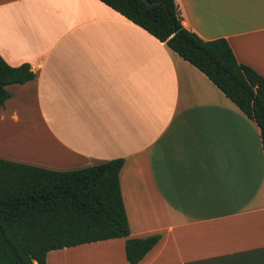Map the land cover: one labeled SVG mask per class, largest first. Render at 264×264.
I'll return each instance as SVG.
<instances>
[{
  "label": "crops",
  "instance_id": "obj_1",
  "mask_svg": "<svg viewBox=\"0 0 264 264\" xmlns=\"http://www.w3.org/2000/svg\"><path fill=\"white\" fill-rule=\"evenodd\" d=\"M175 1L184 27L225 38L264 76V0ZM0 56L35 73L7 85L0 127L25 121L47 139L1 158L54 170L123 158L129 237L160 235L138 264H264L260 129L165 42L100 0H0ZM6 129L3 146L31 138ZM46 264H128L125 238L52 250Z\"/></svg>",
  "mask_w": 264,
  "mask_h": 264
},
{
  "label": "trees",
  "instance_id": "obj_2",
  "mask_svg": "<svg viewBox=\"0 0 264 264\" xmlns=\"http://www.w3.org/2000/svg\"><path fill=\"white\" fill-rule=\"evenodd\" d=\"M204 73L260 129L264 151V76L240 63L223 38L203 39L182 24L175 0H100ZM35 78L28 63L0 56V106L7 85ZM123 158L54 170L0 157V264H46L52 250L125 238L128 264H138L159 234L131 238L120 187Z\"/></svg>",
  "mask_w": 264,
  "mask_h": 264
},
{
  "label": "bare ground",
  "instance_id": "obj_3",
  "mask_svg": "<svg viewBox=\"0 0 264 264\" xmlns=\"http://www.w3.org/2000/svg\"><path fill=\"white\" fill-rule=\"evenodd\" d=\"M23 139V140H22ZM32 139V140H30ZM24 141V142H22ZM38 141H41V140H37V138H25L24 136L23 137H20L18 139H15L13 140V142L9 145V146H3L5 145L4 143L0 144L3 146V148L5 150H7V147L9 148L8 150L13 154H16V155H21V156H28V154H39L43 151V147H45L46 149V146L42 145H37V142ZM61 156V155H59ZM37 157V156H35ZM58 157V156H57Z\"/></svg>",
  "mask_w": 264,
  "mask_h": 264
},
{
  "label": "rangeland",
  "instance_id": "obj_4",
  "mask_svg": "<svg viewBox=\"0 0 264 264\" xmlns=\"http://www.w3.org/2000/svg\"><path fill=\"white\" fill-rule=\"evenodd\" d=\"M24 122L23 123L22 122H18L16 124H6L7 126L3 125V126L0 127V134L4 135L6 130H7L6 128H8V126H12V128H14V129H12L13 131H10V132H18V134H25V135L30 136L31 138L40 137V138L45 139L43 136L40 135L41 133H37L36 132V129H37L36 127H33V129H30L28 127V130H22V129H24L23 128L24 127L23 126ZM45 140L47 141V139H45ZM0 153L13 154V153H9V151H5V150L0 151ZM15 156H18V155H15Z\"/></svg>",
  "mask_w": 264,
  "mask_h": 264
},
{
  "label": "water",
  "instance_id": "obj_5",
  "mask_svg": "<svg viewBox=\"0 0 264 264\" xmlns=\"http://www.w3.org/2000/svg\"><path fill=\"white\" fill-rule=\"evenodd\" d=\"M144 2H145L146 4H150V2H149L148 0H144Z\"/></svg>",
  "mask_w": 264,
  "mask_h": 264
}]
</instances>
